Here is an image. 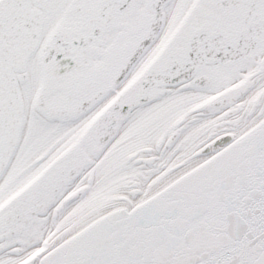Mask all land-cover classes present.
<instances>
[{"label": "snow or ice", "instance_id": "snow-or-ice-1", "mask_svg": "<svg viewBox=\"0 0 264 264\" xmlns=\"http://www.w3.org/2000/svg\"><path fill=\"white\" fill-rule=\"evenodd\" d=\"M0 264H264V0H0Z\"/></svg>", "mask_w": 264, "mask_h": 264}]
</instances>
